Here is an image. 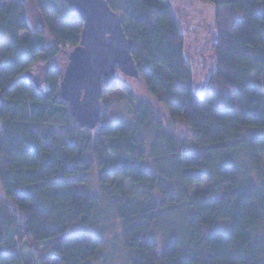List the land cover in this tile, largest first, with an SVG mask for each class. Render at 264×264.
Returning a JSON list of instances; mask_svg holds the SVG:
<instances>
[{
  "label": "trees",
  "instance_id": "1",
  "mask_svg": "<svg viewBox=\"0 0 264 264\" xmlns=\"http://www.w3.org/2000/svg\"><path fill=\"white\" fill-rule=\"evenodd\" d=\"M107 1L140 70L138 91L118 85L134 126L102 108L89 130L62 99L56 62L80 43L78 14L65 0H32L47 35L31 27L25 0H0V264H94L105 247L94 172L123 222L130 264H264V136L246 133L264 130V0H199L244 15L220 30L203 93L171 0ZM160 108L192 127L191 143ZM119 179L149 191L140 200L121 186L109 192ZM204 183L206 193H191ZM172 209L189 215L180 233L159 227Z\"/></svg>",
  "mask_w": 264,
  "mask_h": 264
},
{
  "label": "rangeland",
  "instance_id": "2",
  "mask_svg": "<svg viewBox=\"0 0 264 264\" xmlns=\"http://www.w3.org/2000/svg\"><path fill=\"white\" fill-rule=\"evenodd\" d=\"M30 14V24L34 29H43L49 35L44 19L41 13L33 6L32 0H25ZM173 12L178 20L180 29L186 39V58L195 68L196 86L199 93H203L211 86V79L215 73L216 60L213 52V45L216 42L220 30L228 29L235 21L242 19L243 14L235 11L233 7H216L212 4H205L199 0H171ZM53 17L48 16L50 24H53ZM27 34L22 33L25 37ZM49 44L52 39L48 36ZM7 44H0V57ZM73 51L71 48L63 49L56 59L57 65L62 69H66L69 62V55ZM166 72V71H165ZM37 73L41 74L40 71ZM127 77L118 73V81L136 91L138 85L134 79H126ZM141 92V91H140ZM141 94H144L141 92ZM102 108H110L111 122H123L129 127L134 126V115L126 96L120 88H115L105 93L102 99ZM160 116L171 128L176 129L179 139L183 143H191L194 138V130L182 120L171 121L166 112L160 108ZM250 138L259 139L264 136V130L249 128L246 131ZM121 186L126 198L140 200L146 196L149 188L146 186H135L129 181L115 180L108 187L109 192L114 187ZM89 190L95 195L100 202V210L102 217L98 219L99 225L97 231L101 233L105 239V247L100 252L97 261L94 264H130L128 254L124 246L123 240V222L118 219L112 209V199L102 192L99 185L98 174L94 172L90 177ZM208 183L196 185L191 189V193H206L208 191ZM162 202L163 198H159ZM164 210V209H163ZM189 215L179 210H169L163 212V217L159 223V227L163 232L170 230L180 233L187 224ZM163 232H159L160 241L164 243L165 236Z\"/></svg>",
  "mask_w": 264,
  "mask_h": 264
},
{
  "label": "water",
  "instance_id": "3",
  "mask_svg": "<svg viewBox=\"0 0 264 264\" xmlns=\"http://www.w3.org/2000/svg\"><path fill=\"white\" fill-rule=\"evenodd\" d=\"M82 21L81 39L69 55L60 83L63 101L82 129L95 130L102 118V99L119 85L118 73L140 78L121 15L107 0H65Z\"/></svg>",
  "mask_w": 264,
  "mask_h": 264
}]
</instances>
